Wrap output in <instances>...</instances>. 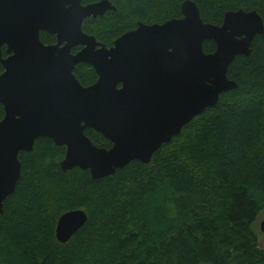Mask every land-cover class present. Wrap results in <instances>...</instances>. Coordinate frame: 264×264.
<instances>
[{
	"label": "trees",
	"instance_id": "trees-1",
	"mask_svg": "<svg viewBox=\"0 0 264 264\" xmlns=\"http://www.w3.org/2000/svg\"><path fill=\"white\" fill-rule=\"evenodd\" d=\"M109 1L114 12L82 24L105 46L137 23L180 18L186 0ZM189 1L205 23L219 26L226 12L239 9L256 11L264 23V0ZM41 40L51 37L41 34ZM214 47L203 43L206 54ZM250 49L227 70L237 87L221 93L148 164L133 161L94 180L78 168L62 172L65 148L49 138L20 152L21 176L0 214V264H264L253 231L264 214V34ZM74 75L82 86L97 80L84 64ZM3 115L0 106V120ZM85 135L98 147H110L94 130ZM76 209L87 221L61 244L54 233L57 219Z\"/></svg>",
	"mask_w": 264,
	"mask_h": 264
},
{
	"label": "water",
	"instance_id": "water-1",
	"mask_svg": "<svg viewBox=\"0 0 264 264\" xmlns=\"http://www.w3.org/2000/svg\"><path fill=\"white\" fill-rule=\"evenodd\" d=\"M83 1L0 0V214L21 176L18 154L30 152L39 138L65 148L62 172L78 168L94 180L133 161L148 164L184 126L214 107L221 93L237 87L227 78L229 66L248 57L253 39L264 34L254 10L228 11L217 26L203 22L196 4L186 0L180 18L139 23L107 48L85 34L82 24L115 7L108 0ZM40 32L57 43L45 46ZM207 41L215 46L209 54L203 51ZM79 64L92 67L94 84L78 82L73 71ZM87 129L110 147L94 145ZM86 221L81 209L63 213L56 240L67 243Z\"/></svg>",
	"mask_w": 264,
	"mask_h": 264
},
{
	"label": "flooded vegetation",
	"instance_id": "flooded-vegetation-1",
	"mask_svg": "<svg viewBox=\"0 0 264 264\" xmlns=\"http://www.w3.org/2000/svg\"><path fill=\"white\" fill-rule=\"evenodd\" d=\"M109 1V0H108ZM110 2V1H109ZM111 3V2H110ZM112 4V3H111ZM115 10H116V8H115ZM109 11H111V10H109ZM108 12V11H107ZM114 12V11H113ZM106 13V12H105ZM88 19V18H87ZM85 21V20H84ZM139 23H137V25H138ZM160 25V24H159ZM137 28V26L134 28V29H132V30H129V31H133V30H135ZM129 31H127V32H129ZM126 33V32H125ZM41 34H47V33H44V32H40L39 33V38H40V41L42 42V40H41ZM124 34V33H123ZM49 37H51V40L49 41V42H46V41H44V42H42L45 46H51V45H55L56 43H57V39L55 38V36L54 35H51V34H47ZM122 35V34H121ZM120 35V36H121ZM94 37V36H93ZM95 38V37H94ZM117 39V38H116ZM115 39V40H116ZM95 40H96V38H95ZM114 40V41H115ZM113 41V42H114ZM96 42H99V41H97L96 40ZM113 42H112V44L110 45V46H105L104 44V46L105 47H107V48H110L112 45H113ZM99 43H101V42H99ZM102 44V43H101ZM2 49V54H3V57H5L6 55H5V53H4V47L3 48H1ZM81 49V47L80 46H78V47H73L72 49H71V54H75L78 50H80ZM80 65V64H79ZM78 66V65H77ZM1 67V66H0ZM75 68H76V66H75ZM75 68H74V70H75ZM92 68V67H91ZM1 72H2V67H1V71H0V74H1ZM95 73V72H94ZM73 74H74V71H73ZM96 75V74H95ZM75 76V75H74ZM97 77V76H96ZM75 78H76V76H75ZM77 79V78H76ZM79 82V81H78ZM96 82V81H95ZM94 82V83H95ZM93 83V84H94ZM90 85H92V84H90ZM90 85H87V86H90ZM84 87H86V86H84ZM1 106V105H0ZM2 107V106H1ZM4 113V112H3ZM3 117H4V115H3Z\"/></svg>",
	"mask_w": 264,
	"mask_h": 264
},
{
	"label": "rangeland",
	"instance_id": "rangeland-1",
	"mask_svg": "<svg viewBox=\"0 0 264 264\" xmlns=\"http://www.w3.org/2000/svg\"><path fill=\"white\" fill-rule=\"evenodd\" d=\"M264 222V214H260L259 218L254 223L253 231L255 232L257 236V243L259 248L264 249V232L261 229V223ZM135 240V238L132 236L128 239V242L131 243Z\"/></svg>",
	"mask_w": 264,
	"mask_h": 264
}]
</instances>
